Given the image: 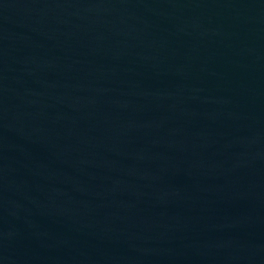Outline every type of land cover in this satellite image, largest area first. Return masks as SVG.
<instances>
[{
  "label": "water",
  "instance_id": "water-1",
  "mask_svg": "<svg viewBox=\"0 0 264 264\" xmlns=\"http://www.w3.org/2000/svg\"><path fill=\"white\" fill-rule=\"evenodd\" d=\"M103 1L115 0H0V20L49 9Z\"/></svg>",
  "mask_w": 264,
  "mask_h": 264
}]
</instances>
